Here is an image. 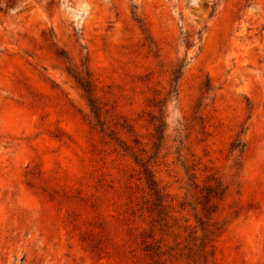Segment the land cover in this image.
<instances>
[{
  "label": "rangeland",
  "instance_id": "obj_1",
  "mask_svg": "<svg viewBox=\"0 0 264 264\" xmlns=\"http://www.w3.org/2000/svg\"><path fill=\"white\" fill-rule=\"evenodd\" d=\"M0 264H264V0H0Z\"/></svg>",
  "mask_w": 264,
  "mask_h": 264
},
{
  "label": "trees",
  "instance_id": "obj_2",
  "mask_svg": "<svg viewBox=\"0 0 264 264\" xmlns=\"http://www.w3.org/2000/svg\"><path fill=\"white\" fill-rule=\"evenodd\" d=\"M150 186H153L152 183L150 184Z\"/></svg>",
  "mask_w": 264,
  "mask_h": 264
}]
</instances>
